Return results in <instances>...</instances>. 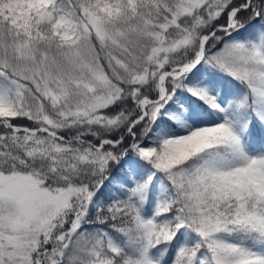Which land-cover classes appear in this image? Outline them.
I'll use <instances>...</instances> for the list:
<instances>
[{
  "label": "snow or ice",
  "instance_id": "1",
  "mask_svg": "<svg viewBox=\"0 0 264 264\" xmlns=\"http://www.w3.org/2000/svg\"><path fill=\"white\" fill-rule=\"evenodd\" d=\"M0 264H264V0H0Z\"/></svg>",
  "mask_w": 264,
  "mask_h": 264
}]
</instances>
